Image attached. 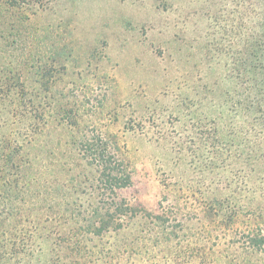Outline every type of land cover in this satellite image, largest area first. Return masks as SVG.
I'll use <instances>...</instances> for the list:
<instances>
[{"label":"rangeland","instance_id":"rangeland-1","mask_svg":"<svg viewBox=\"0 0 264 264\" xmlns=\"http://www.w3.org/2000/svg\"><path fill=\"white\" fill-rule=\"evenodd\" d=\"M242 38L264 0H0V264H264Z\"/></svg>","mask_w":264,"mask_h":264},{"label":"trees","instance_id":"trees-1","mask_svg":"<svg viewBox=\"0 0 264 264\" xmlns=\"http://www.w3.org/2000/svg\"><path fill=\"white\" fill-rule=\"evenodd\" d=\"M239 45V66L242 69L250 72L254 76H256L257 70H261V74L264 80V41L259 45L252 46L248 43L247 39L242 38ZM258 59H260V61ZM253 71H255V74L253 73ZM257 74L260 75V73Z\"/></svg>","mask_w":264,"mask_h":264}]
</instances>
